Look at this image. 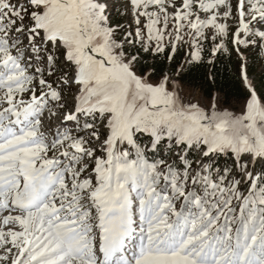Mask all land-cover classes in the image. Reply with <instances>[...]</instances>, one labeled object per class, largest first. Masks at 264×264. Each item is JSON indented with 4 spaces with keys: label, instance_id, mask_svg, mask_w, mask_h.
I'll return each instance as SVG.
<instances>
[{
    "label": "snow or ice",
    "instance_id": "1",
    "mask_svg": "<svg viewBox=\"0 0 264 264\" xmlns=\"http://www.w3.org/2000/svg\"><path fill=\"white\" fill-rule=\"evenodd\" d=\"M229 38L264 50V0H0V264H264V92L242 65V110L205 108L139 67Z\"/></svg>",
    "mask_w": 264,
    "mask_h": 264
},
{
    "label": "trees",
    "instance_id": "2",
    "mask_svg": "<svg viewBox=\"0 0 264 264\" xmlns=\"http://www.w3.org/2000/svg\"><path fill=\"white\" fill-rule=\"evenodd\" d=\"M219 52L215 57L210 58V54H204L203 60L199 63L185 64V48H181L175 59L171 62L161 56L153 57L151 54L141 53L142 71L153 70L155 75L153 78L162 76L170 69L177 73V78L183 83L200 89L206 98H212L215 94H219L227 107L236 108L235 106L246 99L247 90L241 79V66L243 60L237 56L235 51ZM178 69H180L178 71ZM249 75H256L257 81L264 87V70H259L251 65L247 67ZM257 86V85H256ZM258 87V91L264 92V89ZM150 139V138H148ZM200 148L188 150V158L192 161L200 159ZM145 155L151 160L163 158L157 152L147 150ZM171 161V160H170ZM217 167L223 169L232 167V158L230 155H217L215 157ZM258 171L260 166L257 165ZM242 189L246 191L247 187L242 185Z\"/></svg>",
    "mask_w": 264,
    "mask_h": 264
},
{
    "label": "rangeland",
    "instance_id": "3",
    "mask_svg": "<svg viewBox=\"0 0 264 264\" xmlns=\"http://www.w3.org/2000/svg\"><path fill=\"white\" fill-rule=\"evenodd\" d=\"M211 47V43L209 42L208 44L205 45V50H204V53H203V57H204V54H207L209 53L210 54V49ZM232 44H231V40L229 38L228 42H227V48L230 50V48H232ZM240 51L242 52L243 54V63L246 64L247 67L253 65L255 66L256 68H259V70H264V50H262L258 45H254V46H250V47H241ZM223 52V51H221ZM225 53V52H223ZM210 58H213V56H211V54L209 55ZM168 73H164L163 75H170V76H173L175 77L176 79V84L174 85L177 89V91L179 92L180 96H181V99L187 103L189 101L191 102H196V103H199L202 107H205L207 108L211 103L213 102H216L217 100L219 101L220 103V107L222 108H227L229 110H232L236 113H239L241 110H242V107H243V102H240L238 103L235 107L236 108H229L227 107L225 104H223V101L221 99V96L219 94H215L212 98H206L202 92L200 91L199 88L197 87H193V86H190V85H187V84H183L176 76H177V73L173 72L171 69L170 71H167ZM162 75V76H163ZM249 78L253 81V84L254 85H259V87L262 89H264V87L262 85H260L257 81V78L255 77L256 75H248ZM153 79H156V78H153ZM243 82V81H242ZM244 85V83H243ZM173 85H170V87H172ZM53 122H54V126L56 124V122H58V117H54L53 118ZM71 126V125H69ZM149 136L148 134H136V136L134 137V139L136 140V143L137 144H140L141 146H144V145H148L150 143V139H148ZM124 148L129 151L130 155L134 158L135 157V148L132 146V145H124ZM202 148H200V156L202 154ZM157 154H160L163 158L166 157L167 155V150L164 149V151L162 152L161 150H157L156 151ZM222 155H226V154H222ZM146 159H148L150 162L153 161L151 160L150 158H148L146 155H145ZM169 160H171V158L169 157L168 158ZM257 168V171H258V167L256 166ZM243 188V187H242ZM244 191V189H242ZM246 193V191H244Z\"/></svg>",
    "mask_w": 264,
    "mask_h": 264
}]
</instances>
